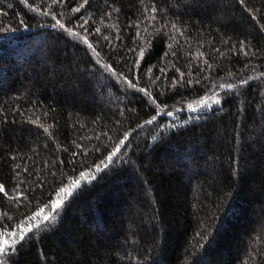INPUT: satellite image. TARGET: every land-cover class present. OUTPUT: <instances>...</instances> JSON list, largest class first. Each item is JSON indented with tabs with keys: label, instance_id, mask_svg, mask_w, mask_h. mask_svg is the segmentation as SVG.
<instances>
[{
	"label": "trees",
	"instance_id": "trees-1",
	"mask_svg": "<svg viewBox=\"0 0 264 264\" xmlns=\"http://www.w3.org/2000/svg\"><path fill=\"white\" fill-rule=\"evenodd\" d=\"M81 4L0 0V261L264 264V0Z\"/></svg>",
	"mask_w": 264,
	"mask_h": 264
},
{
	"label": "snow or ice",
	"instance_id": "snow-or-ice-1",
	"mask_svg": "<svg viewBox=\"0 0 264 264\" xmlns=\"http://www.w3.org/2000/svg\"><path fill=\"white\" fill-rule=\"evenodd\" d=\"M59 2H60V0H53V3H59ZM87 3H88V0H84V4H87ZM240 3L243 4L244 0H240ZM84 4H81L80 7L73 8L72 11L75 13H79L81 8L84 6ZM21 23H23V22L21 21ZM57 24H59V26L61 28L64 27V25L60 24L59 21H57ZM53 26H55V25H53ZM260 27L264 28V25H261ZM68 31L71 32V30H68ZM96 31L99 32L100 29H97ZM89 46H91V45H89ZM244 54L247 55V52H245ZM140 55L141 56L144 55L143 51L140 52ZM108 67L110 68L111 66H108ZM149 71H150V69H149ZM181 76H183V73H181ZM129 83H131V81H129ZM240 83L247 84V80L242 79L240 81ZM225 86L229 89H231L233 87L232 84H227ZM133 87H135V85H133ZM141 91H144V90L141 89ZM219 102H220L219 100L216 101V103H219ZM150 122L151 121H149V123ZM114 154L115 153H113V155ZM109 159H111V157H109ZM81 176H84V173H81ZM79 183H80L79 180H74L68 186V188H61L60 192L57 193V199H55L51 202V207L53 209L59 208L63 203V199L61 198L60 193H64L65 195L69 194L70 189L78 186ZM0 193H2L4 196H8V191L5 189V186L3 184H0ZM21 196H23V193L18 192L16 198H19ZM43 211H44L43 209H40L39 211L34 212L32 214V216L28 217V219L31 221L33 219H37V218H40L42 216V220L47 221L52 214L51 210H49V212L47 214L42 215ZM38 227H39V223H37V224L29 223L27 226H25L23 223H21V224L17 225L18 230L0 231V255L7 256L9 253L14 254L16 251V246L18 244H20V242H22L26 239V236L28 233L32 232L35 228H38ZM0 264H3V261H0Z\"/></svg>",
	"mask_w": 264,
	"mask_h": 264
}]
</instances>
